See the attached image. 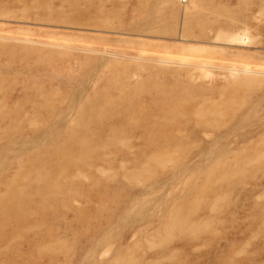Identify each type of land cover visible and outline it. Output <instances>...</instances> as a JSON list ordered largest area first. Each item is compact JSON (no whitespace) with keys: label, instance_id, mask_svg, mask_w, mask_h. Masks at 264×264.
<instances>
[{"label":"rangeland","instance_id":"1","mask_svg":"<svg viewBox=\"0 0 264 264\" xmlns=\"http://www.w3.org/2000/svg\"><path fill=\"white\" fill-rule=\"evenodd\" d=\"M167 2L0 0V264H264V76L155 62L264 72V0Z\"/></svg>","mask_w":264,"mask_h":264},{"label":"bare ground","instance_id":"2","mask_svg":"<svg viewBox=\"0 0 264 264\" xmlns=\"http://www.w3.org/2000/svg\"><path fill=\"white\" fill-rule=\"evenodd\" d=\"M173 0H168V5H171ZM180 37V40H182V34L178 35ZM225 36V35H224ZM175 40V39H174ZM178 40V39H176ZM178 40V41H180ZM184 40V39H183ZM185 41V40H184ZM227 42H233L234 39L232 37H228L226 39ZM185 48V47H184ZM189 50H193L191 46L187 47ZM186 48V49H187ZM84 51V50H83ZM219 52V51H217ZM157 64L162 65V66H169V65H174L176 68L174 69L176 71H182L186 68H192L193 70H197L199 73V78L201 79H209L213 75V70L220 69L222 68L226 74L234 79L235 77H238L240 74L244 75L245 78H250L252 75H261L264 76V72L258 71V70H252L250 67H241L238 68L236 66H229V67H216L215 65H209V66H204L200 67L198 65H191L188 60L186 59H181L178 62H173L171 61V58L163 57L159 58L155 61ZM156 160V159H155Z\"/></svg>","mask_w":264,"mask_h":264}]
</instances>
